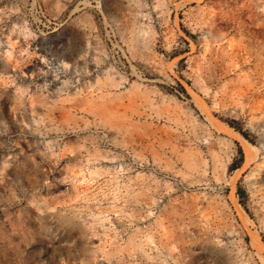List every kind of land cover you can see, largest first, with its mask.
I'll return each mask as SVG.
<instances>
[{"label": "rangeland", "instance_id": "obj_1", "mask_svg": "<svg viewBox=\"0 0 264 264\" xmlns=\"http://www.w3.org/2000/svg\"><path fill=\"white\" fill-rule=\"evenodd\" d=\"M0 264H264V0H0Z\"/></svg>", "mask_w": 264, "mask_h": 264}, {"label": "trees", "instance_id": "obj_2", "mask_svg": "<svg viewBox=\"0 0 264 264\" xmlns=\"http://www.w3.org/2000/svg\"><path fill=\"white\" fill-rule=\"evenodd\" d=\"M227 123L229 124V126L233 127L234 129H236L240 134H242L247 140H249L250 142H252L245 131H243L241 128H238L235 124V121L234 120H228ZM238 153H239V158L237 161H234L233 164L230 166V168H236L238 167L242 161H243V151L242 149L239 147L238 149ZM238 190V193H243V191L241 190L240 187L237 188Z\"/></svg>", "mask_w": 264, "mask_h": 264}, {"label": "bare ground", "instance_id": "obj_3", "mask_svg": "<svg viewBox=\"0 0 264 264\" xmlns=\"http://www.w3.org/2000/svg\"><path fill=\"white\" fill-rule=\"evenodd\" d=\"M247 141V140H246Z\"/></svg>", "mask_w": 264, "mask_h": 264}]
</instances>
